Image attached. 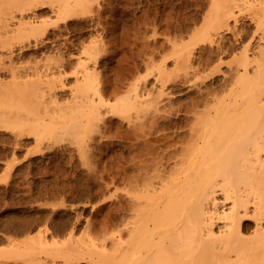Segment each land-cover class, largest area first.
I'll return each mask as SVG.
<instances>
[{
    "label": "rangeland",
    "instance_id": "374dc122",
    "mask_svg": "<svg viewBox=\"0 0 264 264\" xmlns=\"http://www.w3.org/2000/svg\"><path fill=\"white\" fill-rule=\"evenodd\" d=\"M7 1L0 0V6H4ZM39 1L44 3L32 11H25L24 15L22 13L19 15L20 12L17 11L18 13H13L16 14L13 18L12 14V41L15 40L13 37L16 40L20 39L16 37L20 35V33L17 35V32L26 28L30 30L27 37L21 42L14 41L15 43H6L3 48L0 47V264H73V262L75 264L76 258L79 260L77 264H90L92 257L90 258L91 255L89 256L87 251L90 248L92 250L93 246H88L85 250L87 248L85 245L90 243L96 245L106 236L108 239L104 238V242L101 240L104 244L107 242L106 250L104 244L101 246L100 241L95 246H100L97 253H93L96 250L95 247L93 248V257L97 258V254L100 256L101 253L107 255L109 249L112 251L108 233L111 232L109 234L111 236L112 231L116 232L119 227L121 229L127 201L126 176L129 174L135 182L139 174L154 173L152 171L163 159L166 162L169 141L176 139L179 131L186 134L188 126L183 127L190 123L191 108L192 111L203 110L206 106L205 88L209 91V88L215 89L213 92L218 88L221 90L225 83L222 73L228 70V62L234 58V54H231L239 50L241 44L235 45L232 39L233 32L227 30L225 32V28L217 32L213 31L216 27H211L214 24L211 20L213 13L211 7L214 10L220 2L215 3L213 7L209 2L211 0ZM65 1L74 2V8L68 12L59 11ZM0 15H2L1 11ZM205 15L208 18L211 16L210 19L207 20ZM203 20L209 21L208 26ZM231 21L229 24L232 25L230 24L229 27L234 25ZM242 21V25L249 24L247 21ZM20 22L23 24L22 28L26 27L25 29H21ZM200 25V28L206 25L209 30L203 27L202 31L206 30L204 32L214 34H207L212 36L209 40H206V34L198 28ZM32 28H35L33 33ZM199 33L201 36L205 34V43L203 39L202 43L199 42L201 40L200 35L197 37ZM213 37L215 41L224 42L221 47L217 41L216 45ZM210 40L212 42H209ZM187 41L193 43L190 46V48L194 46L191 48L192 52L188 48L191 43ZM216 48L221 49L218 51ZM84 50L85 53L89 52V55L96 53L94 57L91 56L92 60L91 57L90 59L89 56L86 57L88 53L84 56ZM187 53L192 54L189 56ZM58 56L62 58V64ZM227 56L232 57L229 59ZM56 57L60 61L58 59V62H55ZM215 57L217 61L214 60ZM220 58L224 60L222 62H225V65L222 62L223 66L219 65ZM86 59L90 60L85 63L88 65L90 62L89 65H84L86 68L80 69L79 72V68L83 66L81 61L85 62ZM57 63L63 67L60 69ZM25 64L30 65L25 68ZM47 64L58 65L54 75L59 78L58 76L62 74V77L60 76L62 80L58 79L61 80L59 83L60 85L66 83L65 89H57L58 104H64L63 108L67 106L65 109L70 106L65 103L68 101L72 103L71 94L76 91H72V85L82 84L81 71L87 69L92 72L95 76L93 80L96 82V89L101 90L109 103L102 108V116L93 117L86 127L75 126L76 129H73L72 126L73 128L66 129L67 126H64V129L62 126L63 129H60L61 121L56 117L61 115H52L57 121L52 117V121L49 120L50 115H47L49 124L55 122L53 125L57 123L60 127L44 125L43 120L47 121L43 119L44 115L52 112L53 106L50 111V104L47 105L48 97L42 99L41 94L40 98L37 96L40 92L33 84L37 80L32 68L36 66L44 68L43 66H48ZM188 64L190 67L186 69ZM16 65H19L21 70L19 67H14ZM199 65L200 74L196 71ZM14 68L19 69L23 75L14 76L15 79L12 74L17 70ZM214 68L221 70L219 71L221 74L213 71ZM211 70L216 73L215 76H212L214 74ZM187 71L193 73L188 72L189 76L186 77ZM208 73V77L203 76ZM201 75L203 79L205 77L208 80L206 82L202 80ZM51 76L52 74L49 76L50 79ZM80 76L82 78L79 80ZM75 78L81 83L74 81ZM30 79H33V82ZM199 79L202 83L205 82L204 85ZM22 80L31 82L27 84L26 81L24 86ZM18 81L19 85H17ZM190 81L194 82L193 85L198 89ZM31 83L33 86L30 87ZM44 85L45 83L41 86ZM81 86L78 88L80 89ZM34 88L38 94L34 92ZM80 90L79 93L76 92L80 94L85 89L83 88L81 92ZM209 91L208 94L213 93L212 90ZM92 95L96 98L94 94ZM161 95L164 102L161 98V101L158 100ZM43 100H46V103ZM194 101L197 104L200 102L202 107L204 102L205 106L201 108V104L197 105L193 103ZM199 105L200 108L197 107ZM45 106L49 110H46V114H44ZM172 109H175L173 113L179 112L178 117L175 113L171 115ZM147 111L150 112L148 113L150 116L147 114L150 119L143 115ZM136 112V115L138 112L140 117L142 115L143 120L140 122L135 118L136 116L134 117ZM129 117L136 120L130 123ZM151 118L153 124L150 122ZM137 122L146 124L145 126L143 124V127L148 126V128L143 130L141 125L139 127L135 124ZM132 124L136 125L138 131ZM139 128L142 136L139 135ZM156 158L157 160H154ZM138 164H143V167L139 168L142 165ZM145 164L149 165L145 166ZM144 166L150 171L143 170ZM139 169L143 172L140 173ZM116 233L119 236V233ZM75 245L87 255L81 256L84 254L72 252V249L66 251L68 248H74ZM101 247L106 253L99 252ZM70 251L74 258L67 257L70 256ZM66 252H69L68 255ZM64 253L68 259L65 258ZM76 255H80L81 259ZM103 256L101 259L105 260L107 257L103 258ZM95 258H92L94 263L91 264L97 262ZM101 259L99 258L98 263L103 261Z\"/></svg>",
    "mask_w": 264,
    "mask_h": 264
},
{
    "label": "bare ground",
    "instance_id": "6f19581e",
    "mask_svg": "<svg viewBox=\"0 0 264 264\" xmlns=\"http://www.w3.org/2000/svg\"><path fill=\"white\" fill-rule=\"evenodd\" d=\"M17 1L18 2L16 3V1L8 0L4 6H0V11L2 14L0 15V47L2 48L6 43L10 44L14 41H23V38L27 37L30 32V30L24 26L23 28H26V30H18L22 33L16 31L17 35L18 33H20V35L16 36V33L14 32L15 36L21 40L18 38V40H16V38L13 37V40H15L12 41L13 13L18 11L20 12L19 15H21V13L23 14L28 10L32 11L40 4L44 3L40 2L39 0ZM211 1L209 2L210 4H213V7L215 6V3L220 2L219 4L221 5L220 6L218 4V6L215 7V12L211 7V11L214 13H212V17L210 16L214 23L212 24L210 21L212 24L211 27H216L215 29L213 28V31L217 32L218 30L225 28V32L226 30L228 32H233V34H231L233 35L232 39L234 44H241L240 47H238L239 50H236L234 53L232 52L231 55L234 54V58L232 61L228 62V70L225 72L223 71L222 73L223 77L225 78V83L224 81H221L224 83L223 87L221 86V90L218 88V90L214 92L213 90L215 89L209 88V91L204 86H202L207 91V97L204 95V98L206 97L207 99L205 98V100L203 98L205 103L207 101L206 106L205 103L202 102L204 104L203 107L205 106V109L202 107L200 102L198 104H201V108H203V110L193 109L194 111H192V108L190 109V113L192 112V116L189 117L190 119L187 115L190 123L185 124L184 127L182 126L183 128L188 126V130L186 134L183 132L182 134L179 131L177 137L174 135L176 139H174L172 137L173 135H171L173 139L169 141L167 146L168 154L166 158L167 160H165L166 162H164L163 159L159 165H157V167L153 166L155 167V170L152 171L154 173L147 172L145 175H142L141 172L143 171L142 169H139L141 170V175L138 173L139 177L136 176V178H138L135 180V182L132 180V176L130 177L129 174L127 176L125 175L127 178V182L125 181L127 183V187L125 186L127 189V193L125 192V195L127 194V201L125 206L126 209L124 208V210L126 211L124 212L125 215H123L121 229L119 227L120 231H118L119 229H116V232L119 233V236H117V233L114 231H112L111 236L109 235L111 232L108 233L112 251L109 249L107 251L109 252L107 256L101 253L103 251L101 247V251H99L101 253L100 256L97 254V258L93 257L94 254L98 252V247H100L95 246H97V244H99L104 238L105 240L108 239L106 236H104V238L101 239L99 243H96V245H91V243V246L89 244L85 245L87 246L86 249L84 244H82L84 247L82 248L85 250L88 249V246H93L92 250L91 248L88 249L87 253L89 256L91 255L90 258L92 257L97 259L96 263H98L99 258L101 259L103 255V258H105V256L107 257L105 260L101 259L103 261L101 263L99 262L98 264H264V0ZM74 6V2L65 1L60 6L59 11L68 12L72 10ZM15 15L13 18H15ZM209 15L210 14H208V16ZM208 16L205 17L207 20L210 19ZM230 20L234 22L232 27H229L231 24H229ZM242 20L247 21L249 24L242 25ZM20 23V27L23 30V24L22 22ZM204 23L207 25L209 21L207 22L205 20ZM239 23H241L242 26H240ZM203 25V29L208 26ZM200 27L201 25L198 28ZM198 28L197 31L200 32L202 28H200V30ZM207 28L206 30L209 31ZM17 29L18 27H16V30ZM33 29L35 28L31 29L32 33ZM202 30L201 32L208 36L207 38L204 34L206 40H209V37L212 33H206L204 32L206 30ZM209 33L211 34L207 35ZM197 35V37H199L200 33ZM204 36H201V40H199V42L201 41L202 43V41L205 39ZM193 37L195 39L194 35ZM214 37L217 38L216 36ZM206 40H204L203 43H205ZM212 41L210 40L209 42ZM216 41L219 42V40ZM222 43L224 42H219V47L222 46ZM229 43L234 45L231 42ZM192 45L193 43H191L189 47L187 45V47L190 48ZM231 45L229 47H231ZM190 50L188 52H190ZM232 50L233 48L230 50V52ZM227 51L222 52H225L226 54ZM214 52L212 54H214ZM84 53L85 50L83 51V54ZM86 53L88 54L86 55ZM86 53L84 56H89V59L91 56L94 57L96 54L95 52H91L93 55H89V52ZM187 54L189 55V53ZM191 54L192 53H190L189 56H191ZM231 57L228 58L231 59ZM59 58L56 57V59H54L55 62H58L57 60ZM60 59V64H62V58ZM214 60H216V57ZM87 61L90 60L86 59L85 62L82 60L81 64H83V66H88L90 62L87 65L85 64ZM210 61H212V59ZM219 61V65L225 63L222 62L224 61L222 59ZM190 62L192 61L190 60ZM215 63L218 64V62ZM47 65L48 66H43L44 68L41 66L37 67L36 65H34L36 67L32 68L31 66L33 69V75L36 77L35 80H37L33 84L34 86L36 85V89L37 91L39 90L40 93L38 94L37 91H35V88L34 92L38 94V97L41 95V98H45L46 96L48 97L47 100L49 101H47V105L49 106L50 104L49 110L51 106H53V108H51L52 112H48L52 114H48L46 112L48 108L45 106L44 114H47L44 115L45 118L43 119H46L47 115H50L49 120L51 121L52 118L55 121L60 119V129L62 126L63 128L64 126H67L66 129L69 127H74L73 129H76V127L82 128L86 127L89 124L88 121L90 122L93 117H98L101 115L102 108L106 105H109L107 99L101 93V90L99 88L96 89V82L93 80L95 76H93V73L87 69H84L83 72L81 71V73H83V79L81 80L82 84L78 83L79 85L77 86L72 85L73 90L71 89L72 91L76 90L79 93V90L81 89V92L84 88V92L82 91L80 94H78L76 91H74L76 93L73 92L71 94V96L73 95L71 98L72 100L70 99L72 103H69V101L67 102L69 104L65 103V105L68 106H71L72 104L71 107L69 106L67 108L69 111L65 109L67 106L63 108L64 104L60 103L59 105V100L57 101V89H65L66 83L65 85L62 83L60 85L59 83L62 80V74H59L61 76H58L59 78L55 76L56 74L54 72L57 71L55 69L58 68V65ZM27 66L25 68H27ZM83 66H80L81 68H79V72L80 69L86 68ZM14 67H19V65ZM62 67L63 66H60V69ZM187 67H190L189 64L186 65V69ZM198 67V70L196 71L198 74H200V65ZM20 68L21 67H19V69ZM23 68L24 67H22V69ZM216 68H218V66ZM216 68H214L213 71L216 73L219 71L221 72V70H219L221 67H219V69ZM14 69L17 71H13V77L16 75L21 77L23 75L19 69ZM28 69L30 68L28 67ZM28 71L29 70H27V73ZM203 71L205 72V70ZM213 71L211 72L214 74L212 76H215L216 73ZM188 72L190 71H187L185 74L187 75L186 77L189 76ZM197 72L194 73L197 74ZM51 74L52 76L50 79L49 76ZM206 75L208 77L209 73L204 74L203 76L206 77ZM203 76L201 78L206 82L208 79L205 77L203 79ZM16 77L14 78L16 79ZM47 77L49 78L46 79ZM82 77L80 76L79 80ZM45 79L46 81L44 82ZM63 79H65L64 76ZM30 80L33 82V79ZM30 80H26L27 82H25L30 84ZM199 80L200 83H202V80ZM63 81L66 82L65 80ZM74 81H76V78ZM81 81L76 82L81 83ZM25 82L22 80L23 85ZM205 82L202 84L204 85ZM19 83L20 82L18 81L17 85H19ZM44 83L47 85L42 87L41 85ZM190 83L192 85L195 84L194 82L192 83V81H190ZM33 84L31 83L29 86L31 87ZM218 84L214 85L216 86ZM80 85L83 87L81 86L79 89L78 87ZM187 85H189V83ZM192 85L191 88L195 86ZM206 86L208 87V85ZM196 88L198 89V87ZM212 88L215 87L213 86ZM211 90L213 93L208 94V91L211 92ZM91 93L94 94L96 98H94ZM105 93L104 95H106ZM169 94L171 95V93ZM161 97L162 95L159 97V99L158 97L156 99L161 101ZM168 97L170 98V96ZM164 101L165 100H163V102ZM200 101H202V99ZM171 102L173 103V101ZM193 103H195V101ZM197 107L200 108V105ZM173 110L175 109H172V113ZM139 113L140 112H138V115H136L137 112L135 115L133 114L134 117L136 116L135 118L139 119L138 122L143 120V118H141L142 115L140 117ZM148 113L150 114V112L147 111L146 113H143V115L148 118ZM172 113L171 115H174L175 112L173 114ZM177 113H175L176 116ZM59 114L63 117L58 116L59 118L56 117L57 119L52 117V115L57 116ZM152 115L156 116V114ZM132 117L128 118H131V120H128V122L136 120ZM62 118L63 120H61ZM148 119H150V117ZM153 119L155 121V118ZM43 122L44 125H52V127L55 126L59 128L57 123L53 125L55 122L53 124L52 122L49 124L48 120L46 122L43 120ZM138 122L135 124L139 127L141 125L143 130L148 128V126L145 128L143 127L144 123L140 124ZM150 122L152 123V118ZM185 122H188V120H185ZM135 124H132V126ZM145 125L146 124H144V126ZM147 125L149 124L147 123ZM140 131L141 129L139 130V135H141ZM139 135L137 136L140 137ZM169 139L170 137H168V140ZM161 154L163 156V153ZM154 160H157V158ZM138 165H142L141 167L138 166L139 168L143 167V164ZM148 165L149 164H145V166ZM145 166L143 170L147 169ZM148 171H150V169ZM131 180L133 181V184ZM103 242L101 241V246L104 244ZM105 244L103 247H105ZM110 244L108 243V245ZM108 248H110V246ZM70 249H72V252H76L78 254L81 252L84 254L81 256L85 257V254L87 255V253H85L83 250L80 251L79 248L77 249L76 245L74 248L71 247L66 249V251H69ZM71 251L70 256L67 254L69 252H66L68 258H74ZM66 254L65 258L68 259ZM81 256L79 259H81ZM92 258L91 260L89 259L90 264L94 263ZM77 260L78 259L76 258L75 264H77L79 261Z\"/></svg>",
    "mask_w": 264,
    "mask_h": 264
}]
</instances>
